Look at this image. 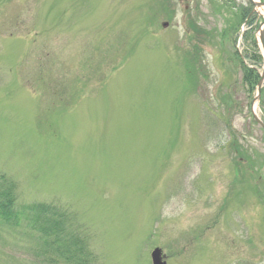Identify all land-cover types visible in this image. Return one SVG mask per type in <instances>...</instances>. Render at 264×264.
Listing matches in <instances>:
<instances>
[{
    "label": "rangeland",
    "instance_id": "1",
    "mask_svg": "<svg viewBox=\"0 0 264 264\" xmlns=\"http://www.w3.org/2000/svg\"><path fill=\"white\" fill-rule=\"evenodd\" d=\"M254 9L0 0V177L18 203L73 212L90 264H152L155 247L167 264H264ZM41 248L0 223V264H64Z\"/></svg>",
    "mask_w": 264,
    "mask_h": 264
},
{
    "label": "trees",
    "instance_id": "2",
    "mask_svg": "<svg viewBox=\"0 0 264 264\" xmlns=\"http://www.w3.org/2000/svg\"><path fill=\"white\" fill-rule=\"evenodd\" d=\"M245 10L247 17L249 10ZM195 30L200 32L197 27ZM231 131L234 135L233 127ZM0 223L37 234L47 249L41 250L58 255L64 264H90L92 260L83 229L73 212L46 202L18 203L16 186L7 177H0ZM43 260L50 263L48 259Z\"/></svg>",
    "mask_w": 264,
    "mask_h": 264
},
{
    "label": "water",
    "instance_id": "3",
    "mask_svg": "<svg viewBox=\"0 0 264 264\" xmlns=\"http://www.w3.org/2000/svg\"><path fill=\"white\" fill-rule=\"evenodd\" d=\"M250 1L257 7H261V8L264 7V2L256 1V0H250ZM259 31H260L259 40H260V43L262 45V50H263V55H264V18H263V22L260 25ZM263 82H264V65H263V70L261 73V78H260V81L258 83V93H257V96H256L254 101L259 99L261 88L263 86ZM252 112H253V116L257 120V122L264 128V122L259 118V116L256 113L254 108H252ZM151 257H152V263L153 264H167L166 260H164V256L162 254V249L160 247H156L152 251Z\"/></svg>",
    "mask_w": 264,
    "mask_h": 264
}]
</instances>
